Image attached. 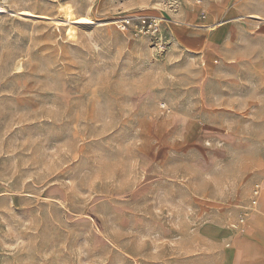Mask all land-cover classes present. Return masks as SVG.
I'll return each mask as SVG.
<instances>
[{"label": "rangeland", "instance_id": "1", "mask_svg": "<svg viewBox=\"0 0 264 264\" xmlns=\"http://www.w3.org/2000/svg\"><path fill=\"white\" fill-rule=\"evenodd\" d=\"M0 6L50 20L0 14V264H227L264 195V0ZM68 9L111 24L70 40Z\"/></svg>", "mask_w": 264, "mask_h": 264}, {"label": "crops", "instance_id": "2", "mask_svg": "<svg viewBox=\"0 0 264 264\" xmlns=\"http://www.w3.org/2000/svg\"><path fill=\"white\" fill-rule=\"evenodd\" d=\"M254 16L264 22V13ZM259 179L260 182L264 181V175H260ZM256 209L257 211H255ZM236 215L237 213H235L234 216L229 217V221L234 219ZM242 215L243 212L239 218ZM238 219L229 225V235L226 229L220 228L222 231L225 230V232L220 233L221 239L217 241L211 240L221 242L223 239H226L229 242L225 247L229 249V257L226 260L227 264H264V195L261 203L259 202L258 198L257 206L246 215L244 223L240 225L237 230H233L231 226L236 224ZM243 225H245V231L243 230L244 233L242 231L238 233L237 231Z\"/></svg>", "mask_w": 264, "mask_h": 264}, {"label": "built area", "instance_id": "3", "mask_svg": "<svg viewBox=\"0 0 264 264\" xmlns=\"http://www.w3.org/2000/svg\"><path fill=\"white\" fill-rule=\"evenodd\" d=\"M161 20L150 16H137L126 17L118 22V25L123 32H128L134 37L146 36L154 40H160L161 34ZM160 44V43H159ZM261 193V186L259 183H255L251 188V197L249 206L244 209L243 215L238 219L236 224H233L231 228L237 230V228L244 223L246 215L251 212L258 204V198Z\"/></svg>", "mask_w": 264, "mask_h": 264}, {"label": "bare ground", "instance_id": "4", "mask_svg": "<svg viewBox=\"0 0 264 264\" xmlns=\"http://www.w3.org/2000/svg\"><path fill=\"white\" fill-rule=\"evenodd\" d=\"M68 7H70V6H68ZM65 9H66V7H65ZM62 11H64V10H62ZM4 13H10V14H12V16H15V15L17 16L18 15V16H23V17H32L33 19H38V18H40V19L41 18L42 19H48V18H45L43 16L31 14V13H29V11L28 12L27 11L12 12L10 10H7L3 6H0V14H4ZM63 16H64L63 17L64 19L62 20V22H56V24L57 25H64V26H66V28H65V36L68 39H70V40L71 39L73 40L75 38V36H76V29L77 28H82V29H89L91 27H100L101 28L102 26L105 27V26H109L111 24L109 21L95 22V21H93V19H91V17L89 18V17H78L77 16V18H76L75 15H74V13L72 12V9H70V10L68 9V11L65 12V15L63 13ZM250 18H256L258 20V18L256 16H254V15L251 16ZM56 19H55V21H57ZM60 20L61 19L59 18V21ZM48 21H50V20L48 19ZM19 67H20V65H19ZM262 199L263 198H261L259 200L260 203L262 202Z\"/></svg>", "mask_w": 264, "mask_h": 264}]
</instances>
